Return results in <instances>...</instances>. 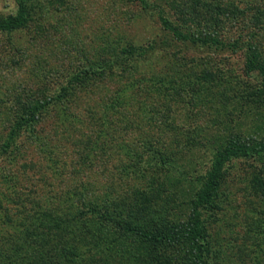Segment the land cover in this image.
I'll return each instance as SVG.
<instances>
[{
	"label": "rangeland",
	"instance_id": "rangeland-1",
	"mask_svg": "<svg viewBox=\"0 0 264 264\" xmlns=\"http://www.w3.org/2000/svg\"><path fill=\"white\" fill-rule=\"evenodd\" d=\"M149 1L152 7L140 0H51L53 14L40 46L29 41L31 29L12 35L25 53H16L9 34H1L0 249L9 253L14 236L17 255L8 260L7 252L0 251V264H23L28 245L30 252L47 251L49 257L55 246L64 245L83 254L75 264H110L104 261L107 248L88 249L91 242L104 243L105 236L116 238L108 252L119 254L115 264H157L186 255L183 237L178 249V243L155 245L146 232L165 233L174 220L187 218L180 214L185 200L196 197L217 154L227 147L239 153L222 169L216 202L225 209L219 215L215 210L218 219L206 222L214 250L211 262L264 264V86L258 71L246 69L249 51L264 63V23L252 17L264 4ZM17 8V0H0V14ZM58 10L63 16L56 20ZM163 16L174 30L162 40ZM135 47L145 51L134 55L140 67L157 64L166 70L167 64L155 62L165 56L174 65L197 68L199 72L177 78V89L195 103H178L172 94L166 117L153 111V103L166 93L156 90L151 92L155 97L131 99L133 107L123 111L112 107L121 94L119 84L83 73L85 60L105 51L110 57H127ZM216 72L230 79V91L216 81L207 87ZM63 86L69 98L40 110L37 98L58 94ZM220 99L226 102L217 104ZM240 147L258 153L247 157ZM34 204H43L46 213H33ZM90 206L97 212L82 217L85 224L78 229L81 220L74 211ZM248 211L255 222L252 236L259 240L255 246L247 242Z\"/></svg>",
	"mask_w": 264,
	"mask_h": 264
},
{
	"label": "trees",
	"instance_id": "trees-1",
	"mask_svg": "<svg viewBox=\"0 0 264 264\" xmlns=\"http://www.w3.org/2000/svg\"><path fill=\"white\" fill-rule=\"evenodd\" d=\"M162 1V0H161ZM179 0H172L174 4H177ZM142 5H145L147 7H152L153 5L149 0H140ZM165 0H163V3ZM264 4V0H262ZM51 0H17L18 8L15 13H7V14H0V36L1 34H9L11 37V47L16 53H25V48L21 43L13 42L12 35L18 34L20 31H24L26 29L32 30V38H29V41L33 43V46H40V41L44 40L42 39L47 35V32L49 30V26H47L48 19H51V16L53 14L52 9L50 6ZM261 5V4H260ZM51 8V9H50ZM236 8L243 14H246V9L242 8L240 6L236 5ZM254 10V8L252 9ZM63 13L61 11H57V17L56 20L59 17H62ZM253 18L256 17L259 20H262L264 23V5H261L257 11L256 14H253ZM65 16V15H64ZM252 19V18H251ZM64 20V19H63ZM162 27L164 30H166V33L162 36V40L164 38L168 39V30L173 31L174 28L172 25L168 22L166 16L162 17ZM46 29V30H45ZM27 35H25L23 38H25ZM47 37V36H46ZM28 38V37H26ZM161 40V41H162ZM45 41V40H44ZM161 41H157V44ZM2 44V42H0ZM128 50L125 49L124 52H127ZM138 53V55H142L145 53L144 50L141 48H133L130 51V57H120L118 55L110 57V52L105 51L104 54L100 55L101 57L98 59H89L86 58L85 61H87V65L84 68L83 73H86L88 75H94L97 77L95 78H104L105 81H107L109 84H119L118 91L121 92L120 95H117V97L114 98L113 102L111 103L112 107H115L119 111H123L129 106L133 107V104H131V99H134L136 97H139L140 95H148L150 97L153 96L154 92L156 90H161L165 93L164 98L158 97L159 103H153V111L160 112L161 115L164 114L166 117H168L169 109L167 102L169 99L173 98L172 94H176L178 96V103H195V101L191 102L188 94L183 93L184 90H181V87L177 89L179 80V75H182L184 78H186V75L188 73H194L199 72L197 68L193 66H188L186 68L181 67L180 65H174L172 64V61L170 58L165 56H158L155 59V62L161 63L164 62L167 64L166 70H160L159 66L157 64H154L152 66H138L136 61L138 58H136L134 55ZM126 56V55H125ZM110 57V58H109ZM65 60H68L67 56H64ZM71 59V58H70ZM151 61V60H149ZM48 63V61H46ZM130 63V66H127V63ZM205 63V62H204ZM130 69H128L127 67ZM121 68V71L118 69ZM124 69V71H123ZM246 69L251 71H258V73L261 76V83L264 86V63L258 58L255 52L249 51L246 53ZM85 77V76H83ZM227 77V75H226ZM91 77L87 78L90 79ZM79 76H75V81L80 82L82 81ZM93 79V77H92ZM210 83L207 87L212 88L214 86V81L219 82L223 87L220 89L224 90L226 92L229 90V84L230 79L227 77L224 79L222 77V74L220 75V72H216V74L210 75ZM122 85V86H121ZM192 84H190L191 86ZM121 86V87H120ZM66 87L63 86L61 88V91L58 94L55 95H47L48 98L41 99L37 98L36 102H38L37 105H41L40 110L45 109V106L53 105L58 102H60L63 99L69 98L70 92L65 91ZM154 91L152 94L151 92ZM230 91V90H229ZM224 92L222 95H225ZM162 94V93H158ZM204 93H202V96ZM203 99V97H202ZM226 99V98H225ZM230 99V97H229ZM227 99V100H229ZM220 102H226V100L220 99L217 104ZM30 104V102H29ZM215 104V105H217ZM34 105V104H33ZM163 107L161 108V106ZM211 105V104H210ZM214 105V104H212ZM30 107V106H29ZM112 111V108L109 109ZM137 109L135 110V113L138 114ZM159 115V114H157ZM36 114L32 112V119H35ZM160 116V115H159ZM22 125V124H21ZM22 127V126H21ZM19 135V132L17 133ZM210 137V136H209ZM242 149V147H240ZM242 153L244 156H252L258 152H255V150H250V148H243ZM258 151V150H256ZM239 153L238 148L234 147H227L225 150L217 154L216 159L212 165V168L208 172L207 179L205 182V185L202 187V189L197 193L195 198H191L188 200H185V203L187 202L185 209L180 211V214L182 217L186 216V219L180 220V222L177 223L175 221V225L170 229L169 231L165 233H158V232H146V237L153 242L157 246H162L168 244H177L178 243V249H180V245L182 243L181 238L183 237L184 241L186 242L183 246L184 249L181 248L182 252H187L186 255H180V258L178 259H162L157 264H212L210 256L213 255V248L212 243L209 239L210 236H212L209 233V228L207 225V221L209 217H214L213 220L218 219V216L215 215V210H217V214L221 213L222 210H224L225 205L219 204L216 202V198L218 196V189L221 186L222 179H223V166L224 163L229 160L234 154ZM255 157V156H254ZM43 204L32 206L36 211L33 212L37 215L40 213H46L42 207ZM87 207V205H85ZM47 211V209L45 208ZM186 210V212H184ZM93 212H97V209L93 207H89L83 210L78 211L77 213L74 211L75 215L81 220V225H77L78 229H80L85 222L81 219L82 217H92L94 214ZM171 214V213H170ZM218 214V215H219ZM237 213H234V216L237 217ZM32 217H34L32 214H29V218L31 221L33 220ZM252 215H250V212L248 211L247 215V242L251 243L252 246H255L259 240H256V236H252V232H254V223L253 218H251ZM45 218V217H44ZM34 221V220H33ZM87 227V226H86ZM123 228V226H121ZM33 227L29 229H25L24 232L19 236L23 237V235L27 234L30 230H32ZM129 231L134 232V227H127ZM29 230V231H28ZM135 233V232H134ZM252 236V237H251ZM13 241H10V252L8 253L5 248L0 249V251L3 253L4 251L7 252L6 256L8 257V260L10 258H13L17 255L16 248L14 243H16L14 236H12ZM2 243V242H1ZM116 244V238L113 236L107 237L105 236L104 243L100 244L98 241L91 242V244L88 245V249L91 252H100V249L107 248L108 252L110 251L111 247ZM1 245V244H0ZM185 245H187L188 250L185 251ZM30 245L27 246V250H24L25 252V260H23V264H75L79 261L80 257H83L82 255H77L75 250L68 251L69 249L65 248L64 245L55 246L53 248V253L51 257L46 251V253H39L38 251H31L30 252ZM114 248L113 250H115ZM172 249L169 247L167 250ZM4 250V251H3ZM264 252V248L262 250ZM22 252V253H23ZM106 252V262L110 264H115L116 260L119 256V254H113ZM21 253V254H22ZM118 253V250L116 249L115 252ZM122 256H120V259H124L123 252L121 251ZM104 254V255H105ZM97 255V254H95ZM5 257V254L3 255ZM67 257H70L72 262H70ZM104 257V256H103ZM66 262V263H65ZM264 262V261H263Z\"/></svg>",
	"mask_w": 264,
	"mask_h": 264
}]
</instances>
